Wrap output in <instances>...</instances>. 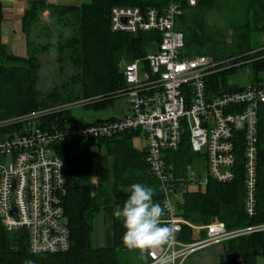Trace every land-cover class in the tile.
I'll return each mask as SVG.
<instances>
[{"label": "trees", "instance_id": "trees-1", "mask_svg": "<svg viewBox=\"0 0 264 264\" xmlns=\"http://www.w3.org/2000/svg\"><path fill=\"white\" fill-rule=\"evenodd\" d=\"M168 1L85 0L80 4H48L45 0H27L22 20L26 53L22 55L10 51L1 42L4 17L0 2V122L42 111L38 124L52 131L78 123L73 120L72 109L67 108L70 105L95 110L112 106L127 89L123 65L145 57L161 42L158 30L137 34L112 30V7L154 6L163 9ZM182 8L177 29L184 33L187 54L211 55L218 63V70L207 80L210 91L226 93L245 88V85L232 83L231 78L246 65L254 70V83L263 81L264 49L256 50L251 39L255 33H264V0H200L194 7L184 1ZM224 9L230 34L213 27L207 20L210 10L223 13ZM45 12H49L48 20L44 17ZM52 47L59 81L51 91L43 92L40 89L41 55ZM258 116L255 214L250 216L246 209L244 145L240 142L234 180L210 179L203 187H187L177 192L176 203L184 220L193 225L219 221L229 230L264 223V104L260 106ZM6 130L0 129V133ZM140 134V130H126L99 140L65 141L57 145L56 154L66 162L63 204L71 231V248L60 253L34 254L25 233H9L0 225V264H24L29 259L34 264H146L143 257L138 258L123 245V222L114 214L113 244H93L95 223L106 196L113 199L115 212L130 195L123 189L140 183L153 188L154 201L162 205V187L147 161V147L139 149L133 143ZM95 149L103 150L112 160L109 190H98L93 182L91 153ZM165 158L168 171L178 179L187 177L189 165L199 161L203 165L205 160L203 154L193 151L187 133L179 149L166 151ZM203 236L205 232L200 235ZM177 239L186 243L194 241L195 230L183 224ZM229 253L240 254L242 264H260L259 258L264 260V231L226 241L221 264H226Z\"/></svg>", "mask_w": 264, "mask_h": 264}, {"label": "built area", "instance_id": "built-area-1", "mask_svg": "<svg viewBox=\"0 0 264 264\" xmlns=\"http://www.w3.org/2000/svg\"><path fill=\"white\" fill-rule=\"evenodd\" d=\"M184 1L194 7L200 0H169L163 9H111L114 31L161 32L155 50L123 65L127 89L122 96L130 100V115L52 131L39 126L42 111L0 122V129L7 128L0 133V225L9 233H25L32 253L66 252L72 244L63 204L66 162L56 154V146L65 141L99 140L126 130L146 134L147 161L161 184L162 206H169L163 219L176 229L170 248L141 253L146 264H158L162 256L170 257L171 264H185L197 252L264 231V223L229 230L223 222L193 225L179 215L176 195L180 189L203 187L210 179H235L240 142L244 145L246 209L250 216L255 214L258 113L264 104V81L226 93L208 89V77L218 70V63L207 54H187L184 33L177 29ZM186 133L193 151L203 154L205 160L201 167L198 164L199 169L189 165L186 178H173L165 152L178 150ZM183 224L195 230L194 241L177 239ZM203 232L205 236L200 237Z\"/></svg>", "mask_w": 264, "mask_h": 264}, {"label": "rangeland", "instance_id": "rangeland-1", "mask_svg": "<svg viewBox=\"0 0 264 264\" xmlns=\"http://www.w3.org/2000/svg\"><path fill=\"white\" fill-rule=\"evenodd\" d=\"M220 13L215 10H210L207 14L208 22L216 28H222L223 30L228 31V17L224 13ZM49 12L44 13V17L48 20ZM228 34V36H229ZM228 41L230 38L228 37ZM252 46L256 47V50L264 49V33H255L251 39ZM211 56V55H210ZM42 69H41V81L40 89L43 92H49L52 90L53 86L59 81L58 67L56 63V56L54 48H50L46 53L41 55ZM264 77V73L262 74ZM264 81V79H263ZM231 82L238 85L249 86L255 82L254 70L250 65L244 66L241 70L237 72L236 75H233ZM75 106V105H74ZM70 105L68 108L72 109L73 120L78 123H93L97 120H109L115 116L118 118H124L127 115L131 114V104L127 96L119 97L112 106H109L105 109L95 110L94 108H85L81 106ZM134 146L139 149H143L148 146L149 141L144 132H141L140 136H137L133 139ZM110 158L106 155L103 150L95 149L91 153L92 161V173L94 179L98 178V174L101 171V165ZM202 166V161L192 165L193 168H198ZM196 166V167H195ZM199 169V168H198ZM96 187L98 190L101 189L100 183L98 180H95ZM194 188V186H190ZM109 190V189H108ZM109 196H106L108 200ZM108 206L112 207L110 199L108 200ZM104 217L107 218L106 213H102L96 220L95 223V232L93 235V244L95 246H102L108 243V238L110 233H112L111 225L109 222V217L106 219L108 222L105 223ZM133 255H136L138 258L142 257V254L139 250H130ZM223 252L222 246H213L209 247L203 251L195 253L186 264H221V254ZM143 259V258H142ZM260 264H264V260L259 258Z\"/></svg>", "mask_w": 264, "mask_h": 264}, {"label": "clouds", "instance_id": "clouds-1", "mask_svg": "<svg viewBox=\"0 0 264 264\" xmlns=\"http://www.w3.org/2000/svg\"><path fill=\"white\" fill-rule=\"evenodd\" d=\"M123 190L130 195L123 206L114 212L117 219H122L125 229L123 245L141 253L165 246L170 248L175 240L176 229L167 225L163 219L168 204L162 206L155 202V190L140 183H134ZM24 264H34V261L25 260ZM158 264H171L170 257L162 256Z\"/></svg>", "mask_w": 264, "mask_h": 264}, {"label": "crops", "instance_id": "crops-1", "mask_svg": "<svg viewBox=\"0 0 264 264\" xmlns=\"http://www.w3.org/2000/svg\"><path fill=\"white\" fill-rule=\"evenodd\" d=\"M45 1L48 4H80L85 0H45ZM0 2H2L3 4V17H4L1 42L6 44L10 51L16 54H21V55L25 54L26 42L22 34V20H23L24 11L27 6V0H0ZM114 118L116 119L118 117L115 116ZM100 170L101 171L98 174V178L94 179L93 177V182L96 185L95 180H98V183H100L101 185L100 190L108 189L110 188L112 182L111 158L110 160L105 161L101 165ZM106 199L107 198L105 197L103 200V208L101 214L105 212L107 218L109 217V222L108 220H106L107 219L106 217H104V221L105 223L106 222L110 223L112 229L113 214H114L113 199L111 197H108V200L110 199V203L112 204V207L108 206L109 201ZM112 244H113V236L112 233H110V236L108 238V243L106 244V246H111Z\"/></svg>", "mask_w": 264, "mask_h": 264}, {"label": "water", "instance_id": "water-1", "mask_svg": "<svg viewBox=\"0 0 264 264\" xmlns=\"http://www.w3.org/2000/svg\"><path fill=\"white\" fill-rule=\"evenodd\" d=\"M93 190H96V187L93 186ZM226 264H242L241 256L238 253H229L226 255Z\"/></svg>", "mask_w": 264, "mask_h": 264}]
</instances>
